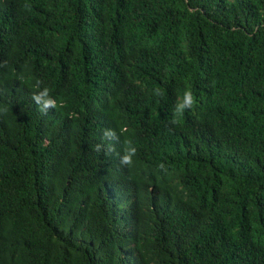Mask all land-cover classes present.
Listing matches in <instances>:
<instances>
[{
	"label": "trees",
	"instance_id": "trees-1",
	"mask_svg": "<svg viewBox=\"0 0 264 264\" xmlns=\"http://www.w3.org/2000/svg\"><path fill=\"white\" fill-rule=\"evenodd\" d=\"M4 61L0 264H264V0H0Z\"/></svg>",
	"mask_w": 264,
	"mask_h": 264
},
{
	"label": "clouds",
	"instance_id": "clouds-1",
	"mask_svg": "<svg viewBox=\"0 0 264 264\" xmlns=\"http://www.w3.org/2000/svg\"><path fill=\"white\" fill-rule=\"evenodd\" d=\"M27 7V6H26ZM6 61L0 63V67L6 66ZM41 81L36 80L33 88L36 89L31 96L33 103L36 105L37 110L43 114L47 115L49 111L56 110L58 108L64 107L63 100H57L51 95L50 89L48 87L41 88ZM152 95L160 97L164 95V91L157 87L153 89ZM198 106L197 98L194 94L191 84H186L182 93L178 96L177 102L173 107L172 112V124H178L181 122L186 111H192ZM9 109L4 107L2 111L7 112ZM119 141L117 132L111 128L104 129L102 131L101 143L96 144L94 150L96 152L104 151L106 154H111L115 152V143ZM137 149L133 145L131 140L125 141L122 148V153L119 155V162L122 167H132L134 164V157L136 156ZM159 169L166 170V165L160 163L158 165Z\"/></svg>",
	"mask_w": 264,
	"mask_h": 264
}]
</instances>
